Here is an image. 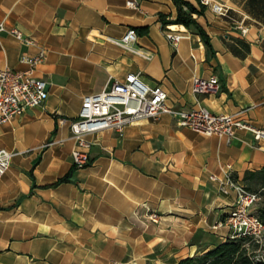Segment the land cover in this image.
Wrapping results in <instances>:
<instances>
[{
  "label": "crops",
  "instance_id": "0c3cea01",
  "mask_svg": "<svg viewBox=\"0 0 264 264\" xmlns=\"http://www.w3.org/2000/svg\"><path fill=\"white\" fill-rule=\"evenodd\" d=\"M0 0V64L24 70L22 53L45 47L34 74L47 81L42 104L0 124V148L12 152L0 178V264H174L224 240L234 192L224 194L210 174L243 182L264 166V139L238 129L230 141L179 126L169 114L127 125L121 135L102 129L89 163L75 167L68 120L82 97L114 79L139 73L161 85L178 108L197 103L213 113H237L264 128V0H218L197 22L210 37L206 48L192 28L162 24L173 18L172 0ZM196 4V0H189ZM33 39L22 42L9 30ZM147 27L134 46L146 59L109 39ZM240 27L247 28L242 33ZM173 30L176 46L165 36ZM215 74V92L194 94L192 77ZM70 172L66 181H56ZM154 212L159 221L146 220Z\"/></svg>",
  "mask_w": 264,
  "mask_h": 264
},
{
  "label": "built area",
  "instance_id": "2783aa9c",
  "mask_svg": "<svg viewBox=\"0 0 264 264\" xmlns=\"http://www.w3.org/2000/svg\"><path fill=\"white\" fill-rule=\"evenodd\" d=\"M199 2L217 15L223 16L228 11V6L218 0ZM127 4L137 6L135 0H129ZM4 30V22L0 21V33ZM240 30L246 33L247 28L240 27ZM9 31L22 42L33 43V39L23 36L20 29L13 27ZM165 36L174 46L180 37L171 29ZM136 37L135 30L129 27L119 39L109 40L132 53L150 59L149 53L134 46ZM45 57V47H39L35 53L21 54L20 61L28 65L24 70L0 64V124L42 104L46 99L47 81L34 74L35 68ZM218 88L219 80L215 74L192 77L191 91L194 94L211 93ZM163 113L174 117L179 126L188 127L205 135L223 137L226 141H230L238 129L249 130L255 140L264 139V128L252 125L237 113H213L199 103L189 108H178L168 102L167 92L161 85H148L140 79L139 73L129 72L123 79L111 81L101 91L85 94L78 115L68 120L71 136L75 140L71 150L73 165L82 167L89 163L92 140L86 138L88 134H94L102 129H112L121 135L127 125L145 118H155ZM11 156V151L0 148V178L9 168ZM221 168L223 178L219 179L213 173L209 178L217 183L220 192L224 194L234 192L235 195L234 203L225 219L229 227L228 237L248 236L259 244L264 243V222L253 211L260 196L231 177L232 167L229 163ZM145 218L152 222L159 221L158 215L154 212L147 213Z\"/></svg>",
  "mask_w": 264,
  "mask_h": 264
},
{
  "label": "trees",
  "instance_id": "16d2710c",
  "mask_svg": "<svg viewBox=\"0 0 264 264\" xmlns=\"http://www.w3.org/2000/svg\"><path fill=\"white\" fill-rule=\"evenodd\" d=\"M172 1L176 8V14L173 18H167L165 14L161 13L159 18L162 24L175 23L192 28L199 35L206 48L210 49V37L196 20L197 16L204 13L205 6L199 0H196V4L189 0ZM133 29L139 35L148 31L147 27H135ZM69 174L70 172H67L56 183L68 180ZM243 182L247 189L258 193L259 200L262 199L261 201L258 200L259 204L255 213L264 222V166L245 171ZM174 264H264V243L259 244L248 236L236 238L227 236L213 247L204 249L199 254L183 257Z\"/></svg>",
  "mask_w": 264,
  "mask_h": 264
},
{
  "label": "rangeland",
  "instance_id": "374dc122",
  "mask_svg": "<svg viewBox=\"0 0 264 264\" xmlns=\"http://www.w3.org/2000/svg\"><path fill=\"white\" fill-rule=\"evenodd\" d=\"M262 200V199H261ZM261 200H259V201H261ZM259 201L254 205V207H253V211L254 212H256V208H257V206H258V204H259Z\"/></svg>",
  "mask_w": 264,
  "mask_h": 264
}]
</instances>
